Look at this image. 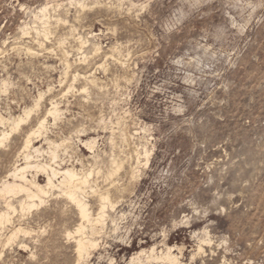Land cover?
Segmentation results:
<instances>
[{"label": "rangeland", "instance_id": "obj_1", "mask_svg": "<svg viewBox=\"0 0 264 264\" xmlns=\"http://www.w3.org/2000/svg\"><path fill=\"white\" fill-rule=\"evenodd\" d=\"M69 1L0 0V114L15 117L44 94L0 149V178L53 101L62 116L46 131L70 141L72 152H59L65 161L86 163L77 139L90 138L102 158L115 154L133 168L141 159L137 181L116 177L125 191L85 264H126L163 243L183 247L184 264H264V0H78L83 10ZM45 4L51 29L39 44L21 28H40L33 14ZM78 36L88 41L82 50ZM87 72L101 86L81 93L83 80L72 77ZM142 147L151 152L147 166ZM71 211L52 197L15 218L0 231V264H75L65 236L76 225ZM14 226L30 234L4 247ZM206 236L210 245L190 262Z\"/></svg>", "mask_w": 264, "mask_h": 264}, {"label": "bare ground", "instance_id": "obj_2", "mask_svg": "<svg viewBox=\"0 0 264 264\" xmlns=\"http://www.w3.org/2000/svg\"><path fill=\"white\" fill-rule=\"evenodd\" d=\"M74 4L77 5L80 10L86 7L78 0L69 1V5ZM49 10L50 7L45 4L33 14L34 24L38 23L40 28L35 26L27 28V26H24L21 28V34H30V30H32L38 43L39 37L47 39L51 29ZM61 21V19H56V23ZM70 28V32L76 30L73 27ZM71 35L73 37V34ZM76 42L80 50L84 49L88 43V41L81 36L76 38ZM91 49L93 56L101 53V47L99 45H93ZM102 54L104 53L102 52ZM63 57L66 69H68L69 52L64 51ZM82 61L85 63L86 56H83ZM94 73L95 72H87L84 73L82 77H79L78 74L72 77L73 82L78 78L83 80L86 88H83L81 93H86L89 88L98 89L99 86H101L98 82L99 79L94 76ZM4 84H6V82H4L3 85ZM6 87L7 86L3 89L6 90ZM71 89L72 86L70 85L66 93ZM43 97L44 94H39L33 105L30 107L27 106L21 111V114L15 117L5 118L0 114V128H2V130L0 129V149H5L7 147L6 143L11 135L17 133L20 128L30 120L31 116L35 114L34 112L40 108ZM60 115L61 111L58 104L53 101L50 102L49 108H46L44 112V116L42 115L43 117L36 121L35 126L23 134L21 145L15 150V161L12 167L0 178V231L5 230L6 226L13 225L15 218L19 221L24 220L30 215L32 210H37L39 207L45 205L49 198L54 197L55 199L61 200L65 205H69L76 216L75 227L72 231H68L65 236L68 240H72L74 244L76 255L75 264H85L88 262L93 252L100 247L96 237L101 234V230L105 227V222L108 223L109 220L107 221V219H110L108 215L110 212L108 213V211H115L117 205L120 203L118 197L125 191L124 186L118 184L116 177L120 172H124L125 176L128 177L130 181L138 179L140 170L138 166H140L139 161H141V159H139L138 154L137 160L135 159V161H137L135 162L136 167L133 168L132 166L126 167V163L122 159L123 157L120 158L117 154V156H115V154H109L110 156L108 155V157L102 158L100 153L95 152L97 144L96 139L90 138L85 141L77 139V141L81 142L90 153V157L85 160L86 163H83L84 160L81 158H77L75 162L70 161V159H72L71 157H69V160L65 161V158H62L59 152L63 151L64 155H68L69 149L72 152L71 145L69 146L70 141L67 142V137H64L65 139L57 143L49 138L46 131L47 126H49L48 119H50V124L52 120L53 126L58 122ZM123 130L125 131V129ZM121 131L118 130L117 132ZM118 134L120 135V133ZM110 140L111 142L114 141L113 138ZM40 141H43V145L46 146V149L41 145L36 146ZM121 141L123 142V140ZM142 148L145 159V164L143 166H147L151 152L146 149L147 147ZM135 152L137 153V150ZM141 155L142 154H140V156ZM76 165L80 168L77 169ZM39 176L45 178V183L43 185L39 183ZM100 183L105 184L100 185ZM114 223L111 222V224ZM104 229L102 230L103 232ZM113 229L116 232L118 226L115 225ZM8 233L9 235H4L6 236L4 239V247L16 243L20 235L27 236L30 234L28 230L20 226L13 228ZM201 236H203V234ZM210 243L209 237L203 240L199 239V245L196 252L192 254L190 262H194L196 257L203 253V246H208ZM21 247L25 248V245H21ZM163 247L164 248L159 252H156L155 248H150V251H145L146 249L140 250L139 253H134L126 264H184L181 261L183 247L167 246L165 243H163ZM174 252L176 253L174 254ZM109 261L111 264L114 262L113 259Z\"/></svg>", "mask_w": 264, "mask_h": 264}]
</instances>
